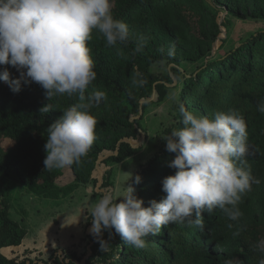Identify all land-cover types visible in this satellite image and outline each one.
Segmentation results:
<instances>
[{
	"label": "trees",
	"instance_id": "1",
	"mask_svg": "<svg viewBox=\"0 0 264 264\" xmlns=\"http://www.w3.org/2000/svg\"><path fill=\"white\" fill-rule=\"evenodd\" d=\"M114 18L128 25L129 38L113 47L93 30L87 42L96 78L94 91L105 99L91 111L97 120L96 139L79 164L44 168L48 126L78 96L53 95L35 82L21 83L19 92L0 81V264H259L264 259V0H112ZM225 17L220 22V14ZM245 17L243 35L218 37L229 29V17ZM142 38V47L137 43ZM170 48L173 54L169 55ZM170 64V73H157L156 64ZM11 76L19 75L10 66ZM167 101V116L149 128L146 116L154 105ZM47 104L51 109L40 112ZM212 118L216 111L243 116L247 125V164L259 183L243 194V215L230 220L219 208L202 212L203 226L176 222L144 237L133 247L114 230L83 244L56 246L46 255L36 246H21L27 228L10 215L8 191L21 185L44 198L57 200L80 186L97 200L115 189L114 166L129 161L134 195L147 206L159 201L162 179L175 153L166 150L167 137L183 127L180 107ZM150 129V131H149ZM10 143V144H7ZM136 144V145H135ZM69 168L71 183L58 180ZM139 174L141 181L134 182ZM86 228L91 227L89 210ZM231 225V227H229ZM21 246V247H20ZM20 247V248H19Z\"/></svg>",
	"mask_w": 264,
	"mask_h": 264
},
{
	"label": "clouds",
	"instance_id": "2",
	"mask_svg": "<svg viewBox=\"0 0 264 264\" xmlns=\"http://www.w3.org/2000/svg\"><path fill=\"white\" fill-rule=\"evenodd\" d=\"M112 8V0H0V66L10 65L19 73L12 77L3 67L0 81L14 93L20 91L22 82H35L49 99L67 94L77 95L80 101L48 126L44 168L79 164L96 139L97 120L91 110L105 99V93L85 96L96 78L87 42L93 30L103 34L109 47L128 40V25L114 18ZM257 107L264 113V102ZM50 109L45 104L39 111ZM180 113L183 127L163 138L166 150L175 153L169 164L175 172L162 179L165 195L143 206L127 183L132 173L124 172L116 188L90 206L89 231L95 238L104 230L110 234L114 230L126 243L141 248L143 238L164 225L182 222L202 227V212L211 214L219 208L233 221L243 215L238 207L242 196L259 183L246 160L248 133L243 116L216 111L209 118L183 106ZM140 181V175H135L134 182Z\"/></svg>",
	"mask_w": 264,
	"mask_h": 264
},
{
	"label": "rangeland",
	"instance_id": "3",
	"mask_svg": "<svg viewBox=\"0 0 264 264\" xmlns=\"http://www.w3.org/2000/svg\"><path fill=\"white\" fill-rule=\"evenodd\" d=\"M224 17L225 13H221L220 22ZM249 21L243 16L229 17V29L226 30V27H222V33L218 37H226L229 40L235 34L243 35L249 27ZM170 67V64L160 63L155 64L153 70L157 73H170L171 75ZM167 106L165 100L163 103L154 105L151 108V113L146 116L149 128L156 127L158 118L166 119L164 117L168 115ZM130 168L131 163L129 161L114 166L116 186L126 175L124 172L131 171ZM72 179L71 170L66 168L64 175L58 182L68 184L72 182ZM90 192V187L83 185L76 188L72 193L61 196L57 200H51L36 195L21 185L11 187L7 195L11 204L10 215L27 228V234L21 246L39 247L47 255L56 246H71L72 244L75 245L76 242L77 246L83 244L87 239L86 235L89 236L88 232H90V228H86L88 218L86 210H89L91 204L97 200L96 196ZM77 219L78 222H76Z\"/></svg>",
	"mask_w": 264,
	"mask_h": 264
}]
</instances>
